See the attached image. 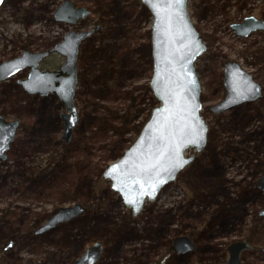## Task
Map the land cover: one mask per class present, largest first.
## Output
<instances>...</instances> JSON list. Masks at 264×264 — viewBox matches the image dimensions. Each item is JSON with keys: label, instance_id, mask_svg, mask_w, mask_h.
<instances>
[{"label": "rangeland", "instance_id": "obj_1", "mask_svg": "<svg viewBox=\"0 0 264 264\" xmlns=\"http://www.w3.org/2000/svg\"><path fill=\"white\" fill-rule=\"evenodd\" d=\"M64 1L3 0L0 6V63L25 50L53 48L70 30L93 34L80 45L79 121L69 141L60 97L27 93L19 83L29 68L0 82V115L20 123L0 160V264H73L96 242L104 248L95 264H227L228 247L242 240L251 245L242 264H264L258 186L264 175V30L240 36L232 29L247 16L264 20V0H188L207 47L195 62L207 143L202 151H186L193 161L138 215L103 174L160 105L150 86L154 18L142 0H72L94 18L72 25L56 20ZM50 54L41 68L59 69L64 57ZM231 60L252 74L262 95L215 113L211 107L227 94ZM77 203L83 214L36 233L58 209ZM184 235L194 248L180 254L174 239Z\"/></svg>", "mask_w": 264, "mask_h": 264}, {"label": "water", "instance_id": "obj_2", "mask_svg": "<svg viewBox=\"0 0 264 264\" xmlns=\"http://www.w3.org/2000/svg\"><path fill=\"white\" fill-rule=\"evenodd\" d=\"M3 0H0V6ZM154 18L152 45L154 73L150 86L160 105L152 111L134 144L119 161L110 164L103 177L111 181L112 189L119 192L127 207L138 215L147 201H154L164 186L174 181L190 164L194 156H186L190 148L202 151L207 143L208 125L201 114V83L195 62L207 47L188 12V0H142ZM89 10L77 7L72 0H65L56 10L55 17L75 25L86 17ZM97 28V27H96ZM237 35L248 36L253 31L264 30V20L254 15L232 24ZM90 31L70 30L62 42L48 50H25L21 55L0 63V82L10 79L29 68L27 78L19 80L24 91L30 94L56 93L66 112L64 139L69 141L79 121L75 104L78 84L77 60L82 41ZM51 52L65 56V62L57 70H42L40 63ZM225 99L211 107L215 113L229 110L262 95V86L238 61H228L225 67ZM20 123L6 120L0 115V159L14 141ZM264 191V175L258 182ZM86 208L77 203L61 207L36 233H44L75 218ZM264 215V208L261 210ZM102 242L88 246L73 264H95L102 252ZM175 250L182 254L194 248L192 240L184 235L174 239ZM245 241H235L229 247L227 264H242L241 253L250 249Z\"/></svg>", "mask_w": 264, "mask_h": 264}, {"label": "flooded vegetation", "instance_id": "obj_3", "mask_svg": "<svg viewBox=\"0 0 264 264\" xmlns=\"http://www.w3.org/2000/svg\"><path fill=\"white\" fill-rule=\"evenodd\" d=\"M92 21H94V18H93V16H91V15H88V16H86V18L85 19H83V20H81V21H79L78 23H79V25L81 24V23H85V24H87V23H91ZM66 35V34H65ZM65 35H63V37L60 39V41H58V42H62L63 40H64V38H65ZM93 35V34H92ZM91 35V36H92ZM91 36H89V37H91ZM88 37V38H89ZM87 38V39H88ZM89 39H91V38H89ZM80 52V51H79ZM52 54H54V53H52ZM52 54H50V55H52ZM50 55L48 56V57H50ZM60 55H62V54H60ZM63 57H64V59H66L65 58V56L64 55H62ZM79 56V55H78ZM46 59V58H45ZM44 60V59H43ZM42 60V61H43ZM41 61V62H42ZM41 64V63H40ZM62 65V64H61ZM60 65V66H61ZM40 68H41V66H40ZM27 69V68H26ZM26 69H24V70H22V71H25ZM42 69V68H41ZM59 69H60V67H59ZM42 70H57V69H49V68H47V69H42ZM29 71H30V69H29ZM21 72V71H20ZM28 74H29V72H28ZM28 76V75H27ZM25 78H27V77H25ZM24 78V79H25ZM20 80H22V79H20ZM22 86V85H21ZM248 102H252V101H248ZM245 103H247V102H245ZM243 105V104H242ZM6 118V117H5ZM6 120H9V119H7L6 118ZM63 122H64V120H63ZM10 147H11V145H10ZM10 149V148H9ZM0 160H5V159H0ZM262 190V189H261ZM264 192V191H263ZM264 208V207H263ZM260 213H261V211H260ZM246 241V240H245ZM235 242V241H234ZM233 243V242H232ZM247 250V249H246ZM246 250H244V251H246ZM244 251H242V253L244 252ZM241 253V254H242ZM242 260V259H241Z\"/></svg>", "mask_w": 264, "mask_h": 264}, {"label": "bare ground", "instance_id": "obj_4", "mask_svg": "<svg viewBox=\"0 0 264 264\" xmlns=\"http://www.w3.org/2000/svg\"><path fill=\"white\" fill-rule=\"evenodd\" d=\"M89 37V36H88Z\"/></svg>", "mask_w": 264, "mask_h": 264}]
</instances>
